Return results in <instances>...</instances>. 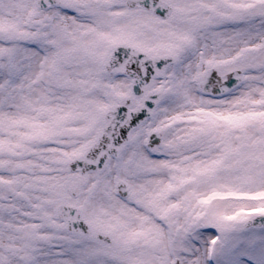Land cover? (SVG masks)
I'll return each mask as SVG.
<instances>
[{
	"label": "snow or ice",
	"instance_id": "obj_1",
	"mask_svg": "<svg viewBox=\"0 0 264 264\" xmlns=\"http://www.w3.org/2000/svg\"><path fill=\"white\" fill-rule=\"evenodd\" d=\"M0 264H264V0H0Z\"/></svg>",
	"mask_w": 264,
	"mask_h": 264
}]
</instances>
